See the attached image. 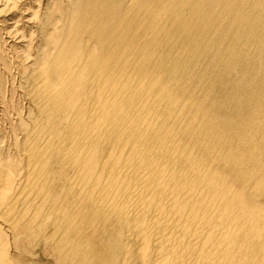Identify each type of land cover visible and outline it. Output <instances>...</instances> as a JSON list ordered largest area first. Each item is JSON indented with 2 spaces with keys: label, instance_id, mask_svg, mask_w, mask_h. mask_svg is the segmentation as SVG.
I'll return each instance as SVG.
<instances>
[{
  "label": "bare ground",
  "instance_id": "1",
  "mask_svg": "<svg viewBox=\"0 0 264 264\" xmlns=\"http://www.w3.org/2000/svg\"><path fill=\"white\" fill-rule=\"evenodd\" d=\"M7 76L30 108L0 149V264H264V0H0ZM71 107L102 149L51 212Z\"/></svg>",
  "mask_w": 264,
  "mask_h": 264
},
{
  "label": "rangeland",
  "instance_id": "2",
  "mask_svg": "<svg viewBox=\"0 0 264 264\" xmlns=\"http://www.w3.org/2000/svg\"><path fill=\"white\" fill-rule=\"evenodd\" d=\"M257 8H258V6H257ZM9 21V20H8ZM3 44V43H2ZM12 82V83H11ZM18 81H16L15 83H14V81H12V79H10L8 76L6 77V81L3 83V90H2V92L0 93V102H2V103H0V105L3 107L2 108V110H3V120H2V123H1V127H0V149H1V151H2V149L4 150V149H6V150H4L5 152L7 151L8 153H12V154H10L12 157L14 156L15 158L17 157H19L20 156V153H21V151H20V147L21 146H19V147H17V145H16V147H15V144L16 143H19V142H16L15 140H17V139H20V137H21V135H22V132L21 131H19L20 129V127H19V125H18V123H16V115L15 114H20L23 118L25 117V116H27L26 114L28 113V110H29V108H30V105L28 104V100L23 96V95H20V93H19V89L18 88H16V87H14V86H17V83ZM16 84V85H15ZM13 87H12V86ZM16 89V90H15ZM17 93V94H16ZM18 95V96H17ZM22 97V98H21ZM29 106V107H28ZM28 109H27V108ZM22 108V109H21ZM72 108V107H71ZM71 108H69V109H67V120H68V122H67V120H64L63 122H61L60 123V125H59V128H60V132H59V138L57 137L56 139V142H60L59 143V145H58V147H59V150H61L62 151V156H63V158H67L68 156H69V154H70V152L72 151V152H76V149L78 150V146H81L79 149H81L80 150V152L78 151L77 153H72V154H74V155H72V156H74V158L72 157V159L73 160H78V162L76 161V163H73V162H70V163H68V164H66L65 166H67V168L65 167V166H63L64 168H66V169H61V165L62 164H64V162L62 163V162H60L58 159H56L55 158V156L54 157H52V159H51V165H50V167H49V171L48 172H52L51 173V176L49 177V179L48 180H45V182L44 183H46L45 185H44V188L45 189H47V193H49L50 195H52L51 197L52 198H54V199H56L55 200V202H56V204L58 205H56L55 204V202H53L52 203V198H50V204L48 205V208L50 207V211L51 212H58V211H60L61 210V208H68L67 209V211H73V209L75 210V208H77V206H71V205H69V204H71V201H70V199H74V196L75 197H81V196H83L85 193V189L84 190H82L84 187H82L83 185V180L85 181L86 180V175H87V177L88 178H90L88 175H90V174H88L89 172H91V171H86V172H83L84 174H85V176L83 175V173L81 174L83 177L81 178V176L79 175L81 172H82V169H79V168H82L83 166L86 168V167H90V168H95L91 163L94 161V160H96L97 158H95V156L99 153V150L101 151V149H102V147H100V145H95V146H91L92 144H89V143H86V142H83V143H80V142H77V141H79L80 140V138H79V136L77 137V136H75V135H72L71 133H70V128H71V125H72V120H73V118L74 117H76L75 116V112H76V108L75 109H71ZM27 110V111H26ZM72 112H71V111ZM84 110V109H83ZM75 111V112H74ZM18 112V113H17ZM27 112V113H26ZM5 114V115H4ZM7 114V115H6ZM24 114H25V116H24ZM33 114H38L39 115V117L40 118H42V113H41V111H33ZM74 114V115H73ZM16 117H15V116ZM41 115V116H40ZM10 116V117H9ZM10 119H9V118ZM70 117V118H69ZM8 118V119H7ZM25 118H27V117H25ZM6 120V121H5ZM11 122V123H10ZM13 122V123H12ZM67 122V123H66ZM13 126V127H12ZM65 130V131H64ZM19 131V132H18ZM21 132V133H20ZM67 132V133H66ZM12 133V134H11ZM15 133H16V136H15ZM21 134V135H20ZM62 134V135H61ZM3 135H5V136H3ZM74 136V137H73ZM17 137V138H16ZM76 137V138H75ZM15 138V139H14ZM12 139H14L13 141H12ZM77 139H79V140H77ZM76 140V141H75ZM14 142V143H13ZM16 142V143H15ZM75 142V143H74ZM78 144H77V143ZM74 143V144H73ZM79 143H80V145H79ZM85 143V144H84ZM63 144H64V146H63ZM84 144V145H83ZM87 144V145H86ZM61 145H62V147H61ZM73 145V146H72ZM75 145H76V147H75ZM91 146V147H89V146ZM117 145V143L115 144V143H113V144H111L110 145V147H108V150H113V152L111 153L110 151H109V153H111V154H117V149H116V146ZM134 145V144H133ZM72 146V147H71ZM98 146H99V148H98ZM113 146V147H112ZM16 148V149H14V148ZM69 147V148H68ZM84 147V148H83ZM115 147V148H114ZM134 147V146H133ZM22 148V147H21ZM65 148H66V150H65ZM73 148V149H72ZM76 148V149H75ZM86 148V149H85ZM88 148V149H87ZM113 148V149H112ZM10 149V150H9ZM75 149V150H74ZM90 149V150H89ZM99 149V150H98ZM134 149H136V147H134ZM58 150V149H57ZM85 150V152H83ZM93 150H95V151H93ZM96 150H98L97 152L98 153H96ZM116 150V151H115ZM70 151V152H69ZM82 151V152H81ZM88 151H90V152H92L93 151V155L94 154H96V155H94V156H92L91 155V153L89 152V153H87ZM67 152V153H66ZM95 152V153H94ZM116 152V153H115ZM65 153V154H64ZM69 153V154H68ZM80 153H81V155H80ZM18 154V156H15V155H17ZM68 154V155H67ZM88 154V155H87ZM128 154H130V155H128ZM125 153V154H121V156L123 157V158H125V157H129L128 159H126L125 158V160L128 162V160H129V162H133L134 161V159H135V157L137 158L138 157V155H142V154H140L139 153V151L137 150V152H135V151H133V153L131 154V152L130 153ZM67 155V156H66ZM71 155V154H70ZM78 155H79V157H78ZM86 155V156H85ZM91 155V156H90ZM99 155V154H98ZM98 155H97V157H98ZM132 155L133 156H135L134 157V159L132 158ZM66 156V157H65ZM80 156H81V158H80ZM76 157H77V159H76ZM55 158V159H54ZM80 158V159H79ZM83 158H85L84 160H82ZM89 158V159H88ZM90 158H95L94 160L93 159H90ZM130 158H132V159H130ZM54 159V160H53ZM81 160V161H80ZM88 160H90L89 162H91V163H88L87 161ZM136 160V159H135ZM81 162V163H80ZM79 163V164H78ZM77 164V165H76ZM132 164V163H131ZM133 164H134V162H133ZM59 165V166H58ZM75 165V166H74ZM82 165V166H81ZM60 167V168H59ZM73 167V168H72ZM78 169V170H77ZM97 169V168H96ZM52 170V171H51ZM64 170V171H63ZM77 172H76V171ZM58 171V172H57ZM63 171V172H62ZM67 171H69V172H67ZM62 172V173H61ZM67 172V173H66ZM88 172V173H87ZM55 173V174H54ZM75 173H77L78 174V176L76 175L75 176ZM87 173V174H86ZM64 176H62V175ZM72 174V175H71ZM53 176V177H52ZM58 176V177H57ZM70 176H71V178H70ZM57 177V178H56ZM70 179H69V178ZM75 177H80V179H82V181L79 179V181L77 182V180H78V178H75ZM91 177H92V175H91ZM73 178V182H72V179ZM64 179H68V181L67 180H65L64 181ZM56 180V182H57V184H55L56 182H54ZM71 181V182H70ZM81 181V182H80ZM62 182V184H60ZM68 183V186H67V183ZM49 183V184H48ZM52 183H54V184H52ZM64 183L66 184V185H64ZM69 183H71V184H69ZM74 183H76L77 185L75 186V184ZM82 183V184H81ZM50 184H51V186H50ZM47 185V186H46ZM64 186V187H63ZM74 186V187H73ZM80 186V187H79ZM47 187V188H46ZM76 187H78V188H76ZM61 188H64V189H62V190H59V189H61ZM68 188V189H67ZM44 189V190H45ZM57 189V190H56ZM69 189H71V190H69ZM77 189H80V190H77ZM65 190H67V191H65ZM81 190L83 191V192H81ZM60 191V192H59ZM61 191H62V193H61ZM72 191H73V193H72ZM58 192V193H57ZM64 192V193H63ZM66 192H69L70 194H68L69 196H73L72 198L70 197H68V195H64ZM61 193V195H59ZM71 193H72V195H71ZM83 194V195H82ZM57 195H58V197H57ZM62 195H64V196H62ZM60 197V198H59ZM59 198V200H57ZM60 199H62L61 201H60ZM64 199V200H63ZM67 200V201H66ZM58 202V203H57ZM62 202V203H61ZM62 204H64L63 206H59V205H62ZM69 206V207H67V206ZM66 206V207H65ZM74 207V208H73ZM52 208V209H51ZM58 208V209H57ZM97 208H99V207H97ZM96 208V209H97ZM53 209H56V210H53ZM72 209V210H71ZM100 209V208H99ZM98 209V210H99ZM53 210V211H52ZM99 211H101V209L99 210ZM107 211V210H106ZM105 211V213H104V215L106 214L107 216H105V218H107L108 219V216H109V211H107L106 212ZM109 213V214H108ZM52 214H56V213H52ZM53 216V215H52ZM111 216V215H110ZM109 216V217H110ZM112 217V216H111ZM120 220V219H119ZM120 221H122V220H120ZM51 224H52V220L50 219V221H49ZM54 225V224H53ZM42 226L43 225H40V227H37V230H36V234L35 235H37V238H35V242L36 243H38L39 242V237L40 236H42V237H44L43 235H45V234H40L41 233V228H42ZM38 228H39V230H38ZM44 231V230H43ZM37 232H40V233H37ZM54 234H53V230H51V234H49V235H47L48 237V240L50 239L51 240V237L53 236ZM110 236V238H107V235L106 236H104V238L103 239H105V240H103V242H102V244L104 243L105 245L107 244V245H109V244H111L113 241H115V238H114V236L112 235V234H108V237ZM113 236V237H112ZM42 237H40V238H42ZM54 237V236H53ZM24 238V236H22V237H20V241H22V239ZM107 239V240H106ZM113 240V241H112ZM112 241V242H111ZM111 242V243H110ZM22 248H20V249H15V250H17L16 252H18V253H20V252H22V250H21ZM72 249H70L69 251H71ZM23 253V252H22ZM41 260H43V262H44V259L42 258ZM33 264H35L34 262H33Z\"/></svg>",
  "mask_w": 264,
  "mask_h": 264
}]
</instances>
